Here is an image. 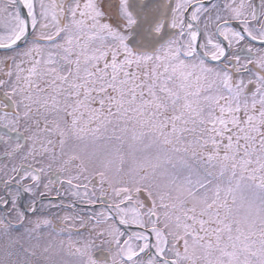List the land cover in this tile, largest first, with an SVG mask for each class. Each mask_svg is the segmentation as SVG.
<instances>
[{
  "label": "snow or ice",
  "instance_id": "1",
  "mask_svg": "<svg viewBox=\"0 0 264 264\" xmlns=\"http://www.w3.org/2000/svg\"><path fill=\"white\" fill-rule=\"evenodd\" d=\"M0 25V264H264V0Z\"/></svg>",
  "mask_w": 264,
  "mask_h": 264
},
{
  "label": "rangeland",
  "instance_id": "2",
  "mask_svg": "<svg viewBox=\"0 0 264 264\" xmlns=\"http://www.w3.org/2000/svg\"><path fill=\"white\" fill-rule=\"evenodd\" d=\"M42 242H45V241L42 240L40 243H42Z\"/></svg>",
  "mask_w": 264,
  "mask_h": 264
},
{
  "label": "flooded vegetation",
  "instance_id": "3",
  "mask_svg": "<svg viewBox=\"0 0 264 264\" xmlns=\"http://www.w3.org/2000/svg\"><path fill=\"white\" fill-rule=\"evenodd\" d=\"M0 27H2V25H0Z\"/></svg>",
  "mask_w": 264,
  "mask_h": 264
}]
</instances>
